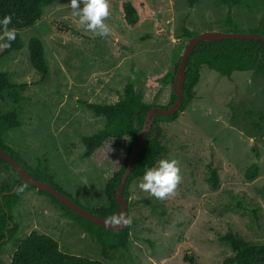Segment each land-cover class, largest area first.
<instances>
[{
  "label": "rangeland",
  "instance_id": "1",
  "mask_svg": "<svg viewBox=\"0 0 264 264\" xmlns=\"http://www.w3.org/2000/svg\"><path fill=\"white\" fill-rule=\"evenodd\" d=\"M107 2L105 23L111 30L107 37L80 25L70 0H59L45 8L33 26L18 31L21 50L1 56L0 49V75L6 74L14 85H25L19 90L24 97L19 104L8 93L0 101V116L16 111L21 123L5 132V144L55 184L63 183V191L88 210L109 205L105 187L120 170L131 139L126 137L121 147L110 139L95 158H85L82 139L98 134L106 124L85 103L115 104L123 98L125 86L132 84L145 103L166 106L174 83H164L163 78L173 68V56L183 54L184 29L197 35L232 31L227 24L229 8L221 0H195L193 7L189 0ZM127 2L138 11L135 26L124 20ZM231 15L238 33L264 28V0H243ZM54 20L71 31H58ZM33 38L44 46L49 68L44 79L30 62ZM63 100L67 106L63 114L68 115L61 117L77 115L83 125L68 137L55 119ZM160 126L167 153L158 162L175 159L181 179L164 199L141 190L142 179L131 184L127 250L111 252L105 259L99 244L37 190L25 194L15 209L19 238L38 231L58 241L62 252L103 264H191L184 260L186 255L194 264H223L234 255L229 243L222 241L228 234L264 244V76L235 72L226 78L203 66L192 103L178 120ZM254 164L258 176L248 181L246 172ZM210 167L219 176L217 189L208 183ZM4 170L0 166V175ZM16 246L17 240L2 249L0 264H11Z\"/></svg>",
  "mask_w": 264,
  "mask_h": 264
},
{
  "label": "trees",
  "instance_id": "2",
  "mask_svg": "<svg viewBox=\"0 0 264 264\" xmlns=\"http://www.w3.org/2000/svg\"><path fill=\"white\" fill-rule=\"evenodd\" d=\"M59 0H0V18L4 16L12 17V24L17 32L16 39L11 42V47L3 49L2 55H9L14 51L23 48V40L18 33L19 30L33 26L43 16L44 9L52 6ZM195 0H189L191 7ZM243 0H221L228 6L227 24L232 28V33H238L235 27L232 9ZM124 20L129 26H135L139 22V15L136 7L127 2L123 5ZM52 25L60 32H70L71 28L61 21H52ZM251 33H258L264 37V28L261 25ZM184 36L187 38L184 50L188 42L197 36L196 33L184 29ZM30 62L34 69L41 74L44 79L49 68L45 59L43 43L33 38L29 42ZM184 52V51H183ZM181 56H173L171 63L172 70L163 78V82L169 80L175 82V76L179 68ZM206 66L222 77L230 78L235 72H256L264 76V45L261 41L246 40H222V41H202L191 53L187 60L185 81L183 86V105L173 116L157 117L153 126L150 127L146 135L147 144L138 154L132 172L123 188V198L128 202L130 208L129 189L131 184L142 179L146 169L157 166L158 160L166 155L167 148L162 143L163 130L161 124L171 123L178 120L180 115L186 110L188 105L195 98V88L201 77V69ZM25 85H14L10 83L6 74L0 75V101L4 100V93H8L9 99L15 104L24 100L20 91H24ZM176 101V95L172 89L169 103L166 106H155L147 104L143 100V95L137 92L132 84H127L124 89L123 98L115 104L98 105L85 103L88 109L92 110L97 117H104L106 124L100 132L92 137L83 138L85 145V158H90L96 150L103 147L104 143L110 139H116L121 147L122 141L128 137L131 139L127 155L120 170L114 173L105 187V195L109 205L95 210H88L81 206L73 197L64 192L38 168L30 167L23 161L19 154L5 144L3 136L6 131L21 127V123L16 111L0 116V147L6 154L15 159L35 180L53 186L55 189L66 195L83 209L90 211L103 218H111L117 222L116 214L120 204L116 202V190L125 173L127 163L133 148L139 142V135L145 124L146 114L154 107L167 109ZM261 118L263 115L260 116ZM0 166L5 170L0 175V252L10 242L17 240L16 250L12 256L11 264H103L100 261L87 257L75 256L61 251L58 241L53 237L32 231L24 240L19 238L20 225L14 220L15 209L21 204L23 197L30 190H37L22 181L19 174L6 162L0 158ZM210 177L208 183L213 189L219 187V176L212 167L209 168ZM259 173L258 165H252L246 172V179L253 181ZM38 191V190H37ZM41 195L48 197L55 205L60 207L62 216L74 222L91 239L96 241L102 249V256L108 259L111 252L127 250L129 248L130 224L118 232L97 226L91 221L77 216L64 204L57 201L48 193L38 191ZM222 241L229 243L234 255L226 258L223 264H264V244H257L244 240L238 234H228ZM186 262L194 264L193 258L184 257Z\"/></svg>",
  "mask_w": 264,
  "mask_h": 264
},
{
  "label": "water",
  "instance_id": "3",
  "mask_svg": "<svg viewBox=\"0 0 264 264\" xmlns=\"http://www.w3.org/2000/svg\"><path fill=\"white\" fill-rule=\"evenodd\" d=\"M222 40H246V41H261L264 45V37L258 33H232V32H218V31H208L202 34L197 35L192 38L187 47L185 48L182 56L179 68L175 76V82L173 84V91L176 95L175 103L167 108H152L145 116V124L139 135V142L133 148L125 173L122 176L120 184L116 190L115 200L120 204V208L116 214L117 222H114L111 218H103L99 215H96L90 211H87L73 202L66 195L55 189L53 186L39 182L35 180L15 159L6 154L4 150L0 147V158L8 163L20 176L23 182L34 186L38 191H42L53 196L57 201L64 204L68 209L74 212L77 216L93 222L97 226L108 229L112 232L122 231L127 227L128 224V202L123 198L122 192L126 184L127 179L129 178L135 160L138 154L147 144L146 135L150 130V127L153 126V122L157 117L163 116H173L175 115L183 105V86L185 81L186 65L187 60L190 57L192 51L202 42V41H222Z\"/></svg>",
  "mask_w": 264,
  "mask_h": 264
},
{
  "label": "clouds",
  "instance_id": "4",
  "mask_svg": "<svg viewBox=\"0 0 264 264\" xmlns=\"http://www.w3.org/2000/svg\"><path fill=\"white\" fill-rule=\"evenodd\" d=\"M72 15L78 17V22L87 30L94 32L101 37L110 35V28L105 23L109 16V4L107 0H70ZM12 24V17L0 18V49H8L11 42L16 39L17 32ZM181 177L175 159H162L157 166L145 170L138 187L149 192L158 199H164L173 193Z\"/></svg>",
  "mask_w": 264,
  "mask_h": 264
},
{
  "label": "crops",
  "instance_id": "5",
  "mask_svg": "<svg viewBox=\"0 0 264 264\" xmlns=\"http://www.w3.org/2000/svg\"><path fill=\"white\" fill-rule=\"evenodd\" d=\"M66 102L63 100L61 103H60V105H59V107H58V110H57V112H56V116H55V119L56 120H58V121H60V123H61V125H60V131H61V133H64L65 135L64 136H66V137H68V136H71L72 135V130L74 129V128H83V125L81 124L80 125V123L82 122L79 118H78V116L77 115H74V116H72V115H70L69 117H67V118H65L68 114H63V109L65 108V107H67L66 105ZM65 115V117H61V116H64ZM80 120L79 121V123L77 122V120ZM70 120H71V122H70ZM74 120V121H73ZM73 121V122H72ZM70 122V123H69ZM68 124H71V126L70 125H68ZM73 126V127H72ZM105 126V125H104ZM103 129V128H102ZM83 140V139H82ZM109 141V140H108ZM107 143V141L104 143V145ZM104 147V146H103ZM123 149V151H125L126 149H127V145L125 146V148H121V150ZM101 148L100 149H98V150H96L95 151V153L90 157L91 159L92 158H95L97 155H98V153L99 152H101ZM70 162V161H69ZM69 170H72V171H74L75 170V167L74 166H71V165H69ZM57 173H58V175H61V171H60V169H58L57 170ZM83 181H84V179H83ZM82 181V182H83ZM57 185L62 189V186H64L63 185V183H61L59 180H57ZM63 190V189H62ZM72 191L74 190L75 191V193H76V190L75 189H71Z\"/></svg>",
  "mask_w": 264,
  "mask_h": 264
}]
</instances>
